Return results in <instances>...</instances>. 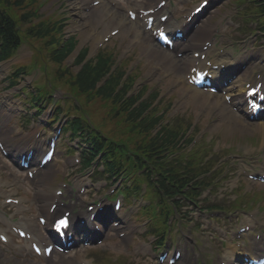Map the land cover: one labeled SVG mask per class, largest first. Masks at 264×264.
Here are the masks:
<instances>
[{"label":"rangeland","instance_id":"374dc122","mask_svg":"<svg viewBox=\"0 0 264 264\" xmlns=\"http://www.w3.org/2000/svg\"><path fill=\"white\" fill-rule=\"evenodd\" d=\"M232 1H228V0H224L222 7L220 8V12L215 11L213 13V15L209 16L208 18H206V22L209 25V28L216 26V23L220 22L222 20V17H230L232 16V19L234 22H236L240 28H245L246 25V21L240 19L241 16H234V11H233V6L231 5ZM56 8H58V13L61 14L62 19H64V30L65 33L67 35L70 36H74L77 39V46L75 49V52L73 54L72 57H70L67 61V64L64 66H70V64H72V60L76 54V52H78L79 49H81L82 47H88L90 49V47L93 49L94 46L96 44L91 45V43L88 42L87 37L84 39L83 37L85 36V34L87 33L89 27L88 25H92L95 24L96 19L92 18V19H87L85 21H80L79 22V26L78 28H74L73 25L71 24V17L74 19V17L71 15V13H69L67 11V4H66V0H47V3H45L44 7L42 8L41 11L45 12L46 15L50 14L53 10H55ZM84 12V10H83ZM123 16V15H122ZM124 19V17H123ZM119 22L116 21L114 23L110 22V24H107L105 26H103L100 30H99V34H98V38H97V43L101 40L102 36H104V34H106L109 30H112L115 27V24ZM86 29V33L83 34L82 30ZM132 30H130L131 32ZM130 32H125L123 33L121 36L119 35V37L114 38L111 42H109L108 44H103V47H107L110 46V49H114V57L115 59L118 58L119 55H121V53L126 54L125 56H128V59H130L131 57L133 58L131 65L136 64L138 58L140 56H143V51L140 49V46L138 47H134L133 49H128L129 47L127 46V44L129 43L130 39L134 36L133 35V31L132 34L130 35ZM248 32H246L245 34H242L241 37L239 38L240 41L238 42V44L240 46L243 47L244 44V38L245 35H247ZM141 41H145V38H141ZM144 43V42H143ZM32 49L31 51L25 47L22 46L20 47V49L18 50V52L16 53V56H14V58L8 62V63H4L2 65H0V79L3 78L6 73L8 72V70L10 69V64L11 62L14 65H19V66H27L31 63V61L35 58L36 54H37V48H41V43L39 41L34 40L32 43ZM148 43H145V46H148ZM88 49V50H89ZM128 50L127 52H124ZM149 60H147L145 58L144 62L142 64L139 65V67H137V72L139 73L140 76V80H143L142 83H147L150 87H157L158 90H160V92H168L171 93V103H170V113L169 115L172 114H177L179 113L178 116L181 117H189L192 121L194 120V118L197 117H204L203 120L200 123V127L198 128L199 130H202L203 128L209 126L214 119H216V114H217V110L220 111L218 108H216L217 110L214 109V104L208 105L206 107L205 105V101L204 97H200L199 101H195L193 100V98L190 97H186L185 92L186 91V87L183 85L181 86L179 89H173V82H162L161 76L163 75L164 72H160L159 75L157 76V78H150L149 74L147 75V70L151 69L152 65L147 67V62ZM157 63L156 60H154V63ZM76 69V68H74ZM36 71L39 73V70L36 69ZM36 78V73H30V75L25 76L24 78L20 79L19 83L14 87V90H18L20 86L22 85H27L28 81L31 80H35ZM176 81V80H175ZM7 85V83L4 84V87ZM159 86V87H158ZM35 89L38 91L39 95H47L51 93V90L53 88H49L46 89L42 82L36 83L35 84ZM168 89H173L172 92H169ZM13 90H9L8 92H6L5 94H3V96H7V98H9L12 94ZM20 97H23V95H19ZM19 98H14L13 100H11V102H9L8 104L10 106H13V108H15L14 110L16 111V115L21 116V111H19L18 109V104H19ZM205 105V106H204ZM204 106V107H203ZM88 113L90 115V117L94 120V122L97 123H102L103 127H105L106 130H111L112 128V124L110 121H108L106 119V109L102 106H100L97 103H93L91 105L88 106ZM6 115V119L12 117V112L11 111H6L5 113ZM49 116V115H48ZM47 118L46 115H43L41 117H39L36 121V128H38L39 126V122L45 120ZM14 119V118H13ZM63 120L62 118L60 119V121ZM229 118H221V127L220 128H216V126L220 123H216L213 126V129L210 130L209 133L214 134L217 139H220L222 142L226 143L229 141H237V140H241V141H246L250 138H252L253 142H258L259 139L256 135L252 134V133H247V132H238V131H227V127L228 126H232V123L228 122ZM14 126V123L13 125ZM16 127V125H15ZM19 127V123L16 127V129ZM4 130L6 129V126L4 125L3 127ZM21 129L25 130V127H22ZM7 131H10L9 129ZM67 136V134L65 135ZM212 138L214 140V137L212 135H208L206 136V140ZM65 139V138H64ZM28 139L22 141V142H17L15 143L12 139H6L5 144L10 148V149H20L22 147H25L28 144ZM61 142H65V141H61ZM216 143V142H215ZM63 162H66L68 160L67 159H60ZM59 162V161H58ZM57 162V164H58ZM11 171L15 172L14 168H10ZM53 169L47 170L45 173L46 174H52ZM16 176H19V178H7L4 173H1L2 178H0V201L5 198V197H14V198H20L23 203L25 204L26 199L29 200L30 203H34L36 205V209L37 211L39 208L37 207L39 204L38 201H43L44 199H47L48 196L45 195L44 193H48L49 199L52 197V192L55 188H57V183H54L52 181H50L49 183H45V185L43 184H37L35 183L34 185L32 184H25V178L22 174H19L17 172H15ZM60 182V181H59ZM23 197H26V199L24 200ZM36 199L38 200H35ZM99 197V196H98ZM231 198V197H230ZM140 203V201H139ZM142 205V204H141ZM138 205H131L129 206L126 211H123V215L127 216L130 212V210H132L133 212L135 211V208ZM36 211V212H37ZM35 212V213H36ZM143 219L138 221V223H142ZM195 242H197V246H194L192 244V242L190 243L192 248H190V253H192L195 256H200V255H207L208 251H206L205 248V244H206V240L205 239H196V236L193 237ZM15 244L12 245H7V246H1L0 245V264H43L40 263L37 259H31V258H27L24 255V252L19 251L16 249ZM127 244H123V243H108V244H104L99 248H94L91 250H87L82 252V256H85L86 259H93L94 261L98 260L99 263L104 264V261H107L109 257L111 256H122V258H125L124 260H131L132 256L129 255L130 253V248H127ZM103 261V262H102ZM139 264H151L149 260L147 259H140L138 260ZM135 264H137V261H135ZM181 264H185V262H182ZM206 264V263H205Z\"/></svg>","mask_w":264,"mask_h":264},{"label":"bare ground","instance_id":"6f19581e","mask_svg":"<svg viewBox=\"0 0 264 264\" xmlns=\"http://www.w3.org/2000/svg\"><path fill=\"white\" fill-rule=\"evenodd\" d=\"M67 7L69 9V11L72 13V15L76 18H78L80 16V13H81V9L83 8V5H86V2H88V0H67ZM151 7H149L148 9H150ZM102 9H104L105 11L104 12V16L102 15V11H100L101 9H98V10H94V9H91L89 11V14L93 15L95 14V17H98V19L101 18V20H99L98 23H102L103 20H104V17L106 18H110L112 20H114V18L117 17L116 15V12H114L111 8H107L106 6H103ZM139 9H142V8H139ZM143 10H147V9H143ZM130 28V27H128ZM127 28V29H128ZM200 28V27H198ZM198 28L196 31H198ZM93 31V33H92ZM123 32V31H122ZM121 32V34H122ZM98 34L96 33V30L94 28H91L90 27V32L87 34V37H90V40L92 42H94L97 38ZM192 41L194 42V40L192 39ZM194 44V43H193ZM198 44V43H197ZM197 44H194L193 47H196ZM144 47H142L143 49ZM144 50L149 53V54H152L155 55L154 58H157V57H160L161 60H169V65H170V68L167 69L166 71H169V73L167 74L168 77L170 78V76L174 75V79L176 80L177 77L181 78V75L184 74V70L185 67L184 66H189L190 68L193 67L194 64V60H189V59H184V58H181L179 60H177L176 58L173 57L172 54L170 53H165L161 50H159L158 48H156L155 46H149V47H145ZM150 66L151 64L148 63ZM199 64V63H198ZM197 66H202V63L200 65H197ZM156 68V67H154ZM152 68V69H154ZM152 69L148 70V74L152 77V78H157V74L155 73H152ZM187 89L190 90V92L188 93V95L192 96L193 99H195L196 101H199L200 99V96L201 94H199L198 92H194L192 91L191 92V88L190 87H187ZM241 97L237 95V101H236V104H239L241 99ZM222 105H224L226 107V105L224 103H222ZM254 128H257L261 131H264V124H257V125H254ZM29 231L33 232V227L32 225L30 224H27L25 226Z\"/></svg>","mask_w":264,"mask_h":264},{"label":"trees","instance_id":"16d2710c","mask_svg":"<svg viewBox=\"0 0 264 264\" xmlns=\"http://www.w3.org/2000/svg\"><path fill=\"white\" fill-rule=\"evenodd\" d=\"M0 38L3 42L2 48L0 49V58L5 57L11 48L17 45V35L14 29L13 21L8 18L7 16H0ZM64 57H61L63 59ZM97 73V75H99ZM94 76L90 77L88 74L86 76H80L79 79L75 80V83H77L79 88H89L90 85H88L91 81H94ZM110 87L103 88L101 90V93H105L107 91H110ZM180 135V129L175 128L172 131L165 132V137H156L155 141H151L152 144V152L150 154L155 155L157 151L160 150H166V148L173 146ZM149 149L145 146L142 148V155L148 156ZM172 172V171H170ZM177 172H174L172 174H176ZM176 179V178H175ZM178 181H182V178L177 179Z\"/></svg>","mask_w":264,"mask_h":264},{"label":"snow or ice","instance_id":"6c2138e0","mask_svg":"<svg viewBox=\"0 0 264 264\" xmlns=\"http://www.w3.org/2000/svg\"><path fill=\"white\" fill-rule=\"evenodd\" d=\"M204 2L206 3L207 0H204ZM201 7H203V5H201ZM199 10H200L199 8L196 9V11H199ZM59 223L60 224H66V221L65 220H61V221H59ZM0 239H3V237H0Z\"/></svg>","mask_w":264,"mask_h":264}]
</instances>
